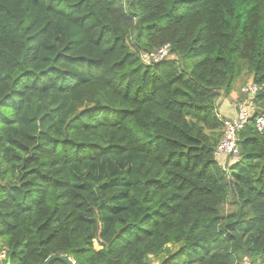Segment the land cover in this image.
Masks as SVG:
<instances>
[{
  "label": "trees",
  "instance_id": "trees-1",
  "mask_svg": "<svg viewBox=\"0 0 264 264\" xmlns=\"http://www.w3.org/2000/svg\"><path fill=\"white\" fill-rule=\"evenodd\" d=\"M244 74L261 88L224 166L217 108ZM260 114L264 0H0L3 264H264ZM124 159L97 231L73 172Z\"/></svg>",
  "mask_w": 264,
  "mask_h": 264
},
{
  "label": "rangeland",
  "instance_id": "rangeland-1",
  "mask_svg": "<svg viewBox=\"0 0 264 264\" xmlns=\"http://www.w3.org/2000/svg\"><path fill=\"white\" fill-rule=\"evenodd\" d=\"M168 57V56H167ZM190 61V63H192ZM190 66V65H189ZM249 77L247 74L242 75L239 78H235L234 84L236 83L234 89L232 90V93L230 94V97L233 96V100L231 105L236 106L240 104L243 95L241 93V89L250 84ZM235 110V108H234ZM222 139L220 140V142ZM219 142V144H220ZM218 144V145H219ZM229 160V161H228ZM237 159H229L225 158L222 161V164L224 166L233 164L236 162ZM128 168V161L126 159L119 161L116 164H107L102 163L98 167H95L89 171H86L82 173V176L78 172V170L74 171L73 174L78 175L82 179H86L89 184L92 186V189L95 192V195L99 202L102 203V207L98 210L92 211L87 217L89 220H92L94 223V227L96 230H101L104 227L105 221H107L109 213L111 212V209L113 207H118L122 205V201L120 199V193L122 192V189L120 188H111L110 186V180H114L116 176L125 173ZM78 173V174H77ZM235 210V207L227 203L223 207V211L226 213L233 212ZM94 248L96 250H99V246L96 242H94ZM167 249L171 251V254H174L179 247L178 246H168ZM1 254V252H0ZM163 258L154 260L150 259L149 261L151 264H160ZM246 262H250L248 258L243 257L240 261V264H245Z\"/></svg>",
  "mask_w": 264,
  "mask_h": 264
},
{
  "label": "built area",
  "instance_id": "built-area-1",
  "mask_svg": "<svg viewBox=\"0 0 264 264\" xmlns=\"http://www.w3.org/2000/svg\"><path fill=\"white\" fill-rule=\"evenodd\" d=\"M169 56V46L165 45L157 52L155 53H149L143 55V60L146 64L154 63L161 61ZM261 87H258L254 84H249L244 86L241 89V92L247 96V99L240 104L234 106L235 108V114L233 117L225 118L223 119V129L224 134L222 137V141L217 146V149L215 151V156L218 158H222L224 160L225 158L229 159H237L238 158V132L243 129L247 123L249 122V119L251 117L252 112L255 109V106L253 105V102L251 100L253 99L254 95L257 91L260 90ZM255 127L258 130H262L264 127V115L260 114L255 119ZM1 258L4 260L6 258V252L5 250L1 251ZM72 264H76L75 262H71ZM245 264H251L250 262H246Z\"/></svg>",
  "mask_w": 264,
  "mask_h": 264
},
{
  "label": "crops",
  "instance_id": "crops-1",
  "mask_svg": "<svg viewBox=\"0 0 264 264\" xmlns=\"http://www.w3.org/2000/svg\"><path fill=\"white\" fill-rule=\"evenodd\" d=\"M232 93V92H231ZM233 96L230 97V95L227 98H224L220 101L218 108H217V112L220 114V116L222 117H233L235 114V110H234V106L231 105L232 98ZM229 161V160H228ZM231 164H229L228 166H230ZM3 250V249H2ZM1 250V251H2ZM0 251V252H1ZM1 255V254H0ZM0 264H3V259L0 256Z\"/></svg>",
  "mask_w": 264,
  "mask_h": 264
},
{
  "label": "water",
  "instance_id": "water-1",
  "mask_svg": "<svg viewBox=\"0 0 264 264\" xmlns=\"http://www.w3.org/2000/svg\"><path fill=\"white\" fill-rule=\"evenodd\" d=\"M59 260H62V261H65V262H67V263H69L70 264V261L67 259H64V258H62V257H59L58 258ZM9 264V263H8ZM47 264H50V262H48Z\"/></svg>",
  "mask_w": 264,
  "mask_h": 264
}]
</instances>
